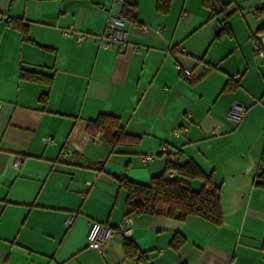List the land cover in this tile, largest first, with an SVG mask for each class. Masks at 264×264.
Returning <instances> with one entry per match:
<instances>
[{"label":"crops","instance_id":"1","mask_svg":"<svg viewBox=\"0 0 264 264\" xmlns=\"http://www.w3.org/2000/svg\"><path fill=\"white\" fill-rule=\"evenodd\" d=\"M126 3L136 20L126 19L118 51L96 41L121 12L115 0H0V264H264V55L255 41L264 51V32L254 34L262 18L253 12L262 0H234L228 11L241 9L220 34L226 15L211 16L204 0H170L167 10L159 0ZM235 99L246 105L239 124L227 117ZM101 113L140 142L113 147L88 133ZM173 152L221 186V223L140 212L121 234L119 178L150 183ZM95 225L105 253L89 246ZM125 238L137 255H126Z\"/></svg>","mask_w":264,"mask_h":264},{"label":"trees","instance_id":"2","mask_svg":"<svg viewBox=\"0 0 264 264\" xmlns=\"http://www.w3.org/2000/svg\"><path fill=\"white\" fill-rule=\"evenodd\" d=\"M234 0L222 2L221 0H204V3L211 8L212 15L225 13L224 25L220 33H231V28L228 22V16L234 10L241 9L235 4V7L228 11ZM170 0H159V8L167 10ZM121 16L132 21L136 20V15L131 7L125 2L121 6ZM254 14L258 18H262V22L255 30L254 34L264 32V0L261 6L254 9ZM24 39L28 40L26 25L23 24ZM256 44H260L255 40ZM184 76V71L181 68ZM22 77L27 79L46 80L50 82L51 77L45 76L34 71L23 70ZM185 77V76H184ZM237 84L235 81H230L227 86L232 87ZM43 95L42 100L46 99ZM86 131L96 137L99 134L104 135V139L113 147L119 144H138L140 137L129 134L124 130L118 116L101 113L94 119H89L86 123ZM85 165H88L85 163ZM264 171V163L262 165ZM174 172L170 177L169 173ZM187 178H200L204 181V185L200 190L192 189L186 182ZM120 184L126 190V215L132 213L146 212L150 214H166L177 216L179 219H186L191 215H197L204 219L219 224L223 218L222 201H221V186L214 183L211 175H208L203 169L193 160H188L182 163H175L169 158L166 164V170L161 174L154 176L150 183H140L132 181L126 177L119 178ZM180 241V237H179ZM178 241V242H179ZM124 248L126 255L133 257L138 254V249L132 240L124 239Z\"/></svg>","mask_w":264,"mask_h":264},{"label":"built area","instance_id":"3","mask_svg":"<svg viewBox=\"0 0 264 264\" xmlns=\"http://www.w3.org/2000/svg\"><path fill=\"white\" fill-rule=\"evenodd\" d=\"M118 5H124L126 0H115ZM126 22L124 18L119 13H110L106 25V30L102 35L96 37V41L100 43L102 46L111 49H117L118 51H123L127 45V30L125 29ZM75 30L73 27H69L64 30V34L66 36H72ZM86 33L82 31L77 32L78 41H83L86 38ZM135 52H141V47H134ZM256 51L259 55H264V51L260 48V45L256 44ZM183 69V68H182ZM184 76L191 77V72L189 69L184 68ZM246 114V105L240 100H233L231 107L227 113V117L233 122L239 124L242 122L244 116ZM181 130L176 129V133L179 134ZM214 134H220V129L215 128ZM51 138H46V141H50ZM65 157L70 158L71 152H65ZM169 158L175 163H179V154L177 152H173L169 154ZM174 174V172H172ZM74 214H70L66 219V224L69 226L74 221ZM132 226V218L130 215L124 217L122 224L119 227V232L123 235H127L131 231ZM95 230L92 231L90 235L89 246L95 249H98L101 253H105V245L108 241V237L101 238L99 236V225H95ZM109 235H112V232L109 231ZM108 235V236H109Z\"/></svg>","mask_w":264,"mask_h":264},{"label":"water","instance_id":"4","mask_svg":"<svg viewBox=\"0 0 264 264\" xmlns=\"http://www.w3.org/2000/svg\"><path fill=\"white\" fill-rule=\"evenodd\" d=\"M101 137H102V135H101Z\"/></svg>","mask_w":264,"mask_h":264}]
</instances>
